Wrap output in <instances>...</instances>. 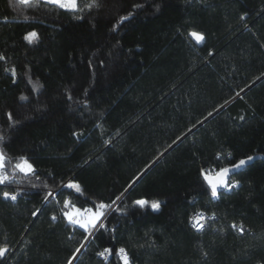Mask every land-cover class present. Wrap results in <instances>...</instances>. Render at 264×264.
Wrapping results in <instances>:
<instances>
[{"label":"trees","instance_id":"obj_1","mask_svg":"<svg viewBox=\"0 0 264 264\" xmlns=\"http://www.w3.org/2000/svg\"><path fill=\"white\" fill-rule=\"evenodd\" d=\"M78 4L0 0V264H264V160L215 198L201 174L264 156V0Z\"/></svg>","mask_w":264,"mask_h":264},{"label":"snow or ice","instance_id":"obj_2","mask_svg":"<svg viewBox=\"0 0 264 264\" xmlns=\"http://www.w3.org/2000/svg\"><path fill=\"white\" fill-rule=\"evenodd\" d=\"M20 3L28 5L30 3V0H20ZM37 3H39V0H37ZM45 3L59 7L65 11H79L78 0H45ZM123 19H127V17H123L122 20ZM38 36L39 34L37 32L32 31L26 35L25 39H27L29 43H31L34 39H38ZM190 36H192L197 42H203V40L205 39V37L201 33L192 32L190 33ZM3 59L5 58L3 56H0V60ZM21 98L23 99L24 97ZM0 139H2V137H0ZM253 159L254 157L248 156L246 159H240L238 162L233 163L230 167H222L215 170H202L201 174L210 187L211 196L215 198L218 196L219 189H229L230 187H232L233 182L230 180V176L233 174L234 170H239L242 166L247 165L248 162ZM5 160L6 156L3 151L0 150V184L10 182V177L4 171L6 167ZM15 169L21 173H24L26 176L35 175L33 164L25 157L20 158V162L15 164ZM236 184L238 185V182H236ZM65 187L79 191V185L72 182H69V184L65 185ZM17 194H13L8 191L3 192V196L11 200H16ZM48 195L51 196L52 193H48ZM117 199H119V197H117ZM134 203L142 208L148 205H150L153 210H158L160 208V203L158 201L150 202L146 199H139L134 201ZM70 206L74 210L63 211V216L69 221V223L78 225L80 228H83L85 230L89 228L94 229L96 228L97 224H100V226L102 227L103 218L105 217L106 210L109 208V205L101 202L98 205L94 206L95 210L92 207L81 209L80 207L71 205L70 200L65 201V209ZM214 215L215 214H213V216ZM55 219L56 217L53 216V220ZM206 219L207 218L203 212H197L190 218V222L195 229L202 230L205 226L204 221H206ZM232 227L235 228L237 226L233 224ZM239 230L243 232L242 227ZM7 251V248H0V257H3L7 253ZM105 252L111 253L112 249H105ZM105 252H100L99 255L103 257L105 255ZM117 253L121 256L122 264H130V260L127 256V251L125 248H119L117 250ZM69 264H71V261L69 262Z\"/></svg>","mask_w":264,"mask_h":264},{"label":"water","instance_id":"obj_3","mask_svg":"<svg viewBox=\"0 0 264 264\" xmlns=\"http://www.w3.org/2000/svg\"><path fill=\"white\" fill-rule=\"evenodd\" d=\"M253 157H254V159L251 160V161H249L247 165L242 166L239 170H234V172H233V174H232L231 176H233V175L236 174L237 172L241 171V170L244 169L245 167H247V166L253 164L254 162H256V161H258V160H264V156H261V155H259V156H253ZM231 176H230V177H231ZM221 189H222V188H221ZM221 189H219L218 191H220Z\"/></svg>","mask_w":264,"mask_h":264},{"label":"rangeland","instance_id":"obj_4","mask_svg":"<svg viewBox=\"0 0 264 264\" xmlns=\"http://www.w3.org/2000/svg\"><path fill=\"white\" fill-rule=\"evenodd\" d=\"M99 225H100V224H97L96 228H97ZM96 228H94V229H96Z\"/></svg>","mask_w":264,"mask_h":264},{"label":"built area","instance_id":"obj_5","mask_svg":"<svg viewBox=\"0 0 264 264\" xmlns=\"http://www.w3.org/2000/svg\"><path fill=\"white\" fill-rule=\"evenodd\" d=\"M207 218V217H206ZM207 220V219H206ZM206 221H204V223H205Z\"/></svg>","mask_w":264,"mask_h":264}]
</instances>
